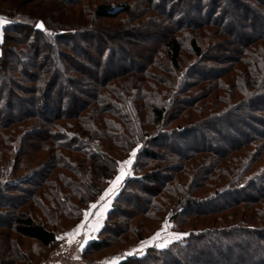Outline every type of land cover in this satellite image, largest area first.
<instances>
[{
  "label": "trees",
  "instance_id": "16d2710c",
  "mask_svg": "<svg viewBox=\"0 0 264 264\" xmlns=\"http://www.w3.org/2000/svg\"><path fill=\"white\" fill-rule=\"evenodd\" d=\"M56 1L80 12L73 23L57 9L56 20L0 9L9 21L0 43V264H35L133 152L100 230L79 245L83 255L116 264H264V0ZM145 25L164 34L140 64L133 53L147 42L129 30ZM217 121L231 142L221 144ZM29 139L46 154L33 168L22 163L37 158ZM163 222L185 234L141 254L108 251L141 242Z\"/></svg>",
  "mask_w": 264,
  "mask_h": 264
},
{
  "label": "rangeland",
  "instance_id": "374dc122",
  "mask_svg": "<svg viewBox=\"0 0 264 264\" xmlns=\"http://www.w3.org/2000/svg\"><path fill=\"white\" fill-rule=\"evenodd\" d=\"M221 1L222 0H219V2H221ZM62 6H63L62 3H59L56 0H0V9L5 10V11L6 10L12 11L14 9H18V10L23 11V12L28 11L31 14H33L34 16L44 15L45 17H50L52 20H56V15H54V13H53L52 10L57 9L56 11L59 12L58 13V16H60L59 19H60V21L62 23H66V24L73 23L74 19L76 18L74 13H78L79 11L77 9H76V11L73 10V9H71V11L74 12V13H70V10L68 8H64ZM61 8H63V9H61ZM182 8H183L182 11L184 13L185 12V8L184 7H182ZM227 12H228L229 18L231 19V21L233 22V24H235L233 33H236L238 30L240 31L239 27L236 25L237 24L236 22L239 21V16H238L237 10L234 9V7H231L230 6L227 9ZM256 20L258 21V22L256 21V23H258V24L259 23H263V20L261 18H257ZM83 21H86L87 22V19L86 20L84 19ZM102 22L103 23H117V19H114V20H106V21H102ZM258 29H260V28H258ZM129 31L133 34V37L134 38L136 36H138L144 42H147L145 44V48H147L146 50H142L141 52H135V54L133 53V56H136V57L138 56L137 58H135L133 60H135L137 63L143 64L144 63V59L147 56H149V50H148L149 47H151V45L157 39L158 40L160 39L159 37L161 36V34H164V31L161 28H158V27L151 28L149 25L148 26H146V25L145 26H140V27H137L136 29L133 28V29H131ZM146 31H148L150 33L148 36H145L144 35ZM0 32H1V29H0ZM253 32H256V31H253ZM249 34H251V33H249ZM117 38H118V40L116 41L117 43L116 42L113 43V47L114 48L120 46L121 45V41H124L125 38H126V36L120 35ZM102 40H103L102 42L105 43L106 40L103 39V38H102ZM118 41H120V42H118ZM241 41H243V40L242 39H239V42H241ZM97 43H99V41L95 37H93V39L91 40V42H87V44H89L92 47L95 46ZM128 51L131 52L132 50L131 49H128ZM91 55H92L91 56L92 60H96V56L93 54V52H91ZM182 55L185 57L184 58L185 59L184 63L186 61L190 60V55H189V53H188V51H187L186 48H183ZM52 104H55V102L52 101ZM17 109H18V106L13 105L12 111H15ZM3 112H4L3 113V116L5 117L7 111L4 110ZM237 122H239V121H233L231 126L233 127V125H234V127H240V124H237ZM213 126L217 127L224 134V137L226 138V141H222L221 144H225V143H227L229 141L231 142L232 137H231L230 133L227 131V128L224 127L222 121L221 122H218L217 121L216 123H213ZM35 141H36L35 139H29V141H28V143H29L28 144L29 145L28 148L29 149L28 148L27 149L28 150H32V153L35 152V151H37L36 150L37 149L36 147H37V144L38 143L36 144ZM15 146H16V144H15ZM35 154H37L36 160L35 159L33 160L32 159L33 157L30 158L28 156H25V158L23 157L22 163L25 164V165H27L29 168H33V167L38 166V164L41 163V161L46 156V154H43V152H41V151H37ZM129 159L132 160L133 159V156H130L129 158H127L124 161H128ZM29 160H31V161H29ZM124 161H122V162L119 163V165H118L119 168H118L117 174L115 175L114 178H112L109 181V183L104 188V190L102 191V193L97 197V200H96L95 204L98 205V208H100L104 204V202L106 200H109V198H112V196L114 195V193L116 191H118V189L120 188L121 183L124 180V178H126L130 174L129 171H130L131 164L130 165L123 164ZM11 162H10V164H11ZM122 171L124 173L123 176H121V172ZM118 176H121V179H120L119 183L117 185H115V187H113V184L111 182L116 181V178ZM110 188L112 189V191L111 192H108V190ZM105 193H108V195H105ZM101 197H104V199L101 200ZM130 203H131V207H133L134 205H136L137 202H133V200L131 199L130 200ZM90 211H91V208H88L87 209V212H90ZM83 218L84 217H82L81 220H83ZM6 219H7V217H3L2 219H0V222H2V221L4 222ZM209 221H211V220H209ZM166 223H167V225H169V227H167V229L164 230V226H165ZM7 232H9V231H7ZM157 232H160L161 233L160 238L158 240L152 241L151 238L154 237ZM184 234L185 233L182 234L180 232H176V231L172 230L170 228V224L168 222H163L162 225H161V227L157 231H155L153 235H151L150 237L142 240L141 242H138V243H136V244H134L132 246L130 245V246L122 247L120 249H116L115 251L112 250V249H109L108 251L112 252L115 255H118V253H120V252H122L123 255H127L130 252H132L133 254H141V253H143V251L147 247L155 246L156 244H165V243L168 244L171 241L180 238ZM9 237L10 238H13L14 237V234L11 233V232H9ZM145 242H150V243H145ZM19 245L22 246L21 248H23V249L28 248V247L31 246V244L28 243V241H26V243H25L24 240H19ZM4 246H5L4 243L1 242L0 243V257H4V252H3V250L5 248ZM7 249H9V247H7ZM137 250H139V251H137ZM5 251H6V249H5ZM46 254H43L42 257L44 255H46ZM92 258H101V257H99L98 255H94Z\"/></svg>",
  "mask_w": 264,
  "mask_h": 264
},
{
  "label": "built area",
  "instance_id": "2783aa9c",
  "mask_svg": "<svg viewBox=\"0 0 264 264\" xmlns=\"http://www.w3.org/2000/svg\"><path fill=\"white\" fill-rule=\"evenodd\" d=\"M95 232H90L87 236L88 240L95 238ZM59 239L58 243L36 264H104L101 258H90L83 255L79 251V245L83 241V236H77L69 243V238L66 236ZM123 253H118L122 256Z\"/></svg>",
  "mask_w": 264,
  "mask_h": 264
},
{
  "label": "crops",
  "instance_id": "0c3cea01",
  "mask_svg": "<svg viewBox=\"0 0 264 264\" xmlns=\"http://www.w3.org/2000/svg\"><path fill=\"white\" fill-rule=\"evenodd\" d=\"M111 199L112 198H109V200H106L104 202V204L102 205V206H106V207L101 206L100 208H98V205H97V208H95V209L89 207V208H91V211L90 212L86 211V212L90 213V215H88L87 217L84 215L83 220H81V222L75 226L74 229H76L77 226H79V225H82V224L84 225V227L80 230L79 234L74 235V238L76 236L87 237V235L90 232L97 233L100 230V227L102 225V218H103L105 212L109 209ZM96 200H97V198L93 201V203H91V205L95 204ZM101 214H102V218H101ZM97 223H99V225H100L98 231L95 230ZM74 229L70 230L69 233H72ZM65 235H66V233L63 234L62 236H65ZM101 259L103 260L104 264H116V262H114V261L112 262L111 259H109L108 257H106V258L101 257Z\"/></svg>",
  "mask_w": 264,
  "mask_h": 264
},
{
  "label": "snow or ice",
  "instance_id": "6c2138e0",
  "mask_svg": "<svg viewBox=\"0 0 264 264\" xmlns=\"http://www.w3.org/2000/svg\"><path fill=\"white\" fill-rule=\"evenodd\" d=\"M7 23H9V21H8L5 17L0 16V29H2V28L4 27V25L7 24ZM37 27H39V28H43V24L40 23V24L37 25ZM2 42H3V35H2V32H0V43H2ZM131 156H135V152L131 153ZM131 163H132V160H131V159H129L128 161H124V162H123V164H127V165H130ZM123 175H124V173H123V171H122V172H121V176H123ZM121 176H118V177L116 178V181L111 182V183L113 184V187H115V185H117V184L119 183V181H120V179H121ZM111 191H112V189L110 188V189L108 190V192H111ZM105 195H108V193H105ZM103 199H104V197H101V200H103ZM90 207L93 208V209H95V208H97V205H96V204H93V205H91ZM102 207H106V206H102ZM84 215L87 217L88 215H90V213H87V212H86V213H84ZM101 218H102V214H101ZM99 226H100L99 223H97L95 230L98 231ZM83 227H84L83 224L77 226V228L73 230V233H68V234H66V236L73 237L75 234H79L80 230H81ZM167 227H169V225H167V223H166L165 226H164V230H166ZM160 235H161V233H160V232H157V233L155 234V236L151 238L152 241L158 240V239L160 238ZM59 238H60V239H63L64 237H59ZM71 242H72V240L69 239V243H71ZM145 243H150V242H145ZM155 246H156V247H165V246H166V243H165V244H156ZM137 251H139V250H137ZM132 254H133L132 252L128 253V255H132Z\"/></svg>",
  "mask_w": 264,
  "mask_h": 264
},
{
  "label": "water",
  "instance_id": "95a60500",
  "mask_svg": "<svg viewBox=\"0 0 264 264\" xmlns=\"http://www.w3.org/2000/svg\"><path fill=\"white\" fill-rule=\"evenodd\" d=\"M40 23H41L40 21L37 22V24H36V26H35V29H37V30H42V29H43V28H39V27H37V25L40 24Z\"/></svg>",
  "mask_w": 264,
  "mask_h": 264
}]
</instances>
